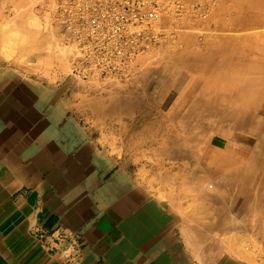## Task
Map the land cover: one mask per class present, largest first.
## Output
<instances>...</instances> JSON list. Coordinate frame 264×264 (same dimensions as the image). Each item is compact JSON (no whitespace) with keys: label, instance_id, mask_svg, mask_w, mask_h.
Segmentation results:
<instances>
[{"label":"crops","instance_id":"1","mask_svg":"<svg viewBox=\"0 0 264 264\" xmlns=\"http://www.w3.org/2000/svg\"><path fill=\"white\" fill-rule=\"evenodd\" d=\"M241 1L236 10L245 12L235 14L264 16V0ZM10 64L0 61V256L8 264H249L206 243L198 224L188 227V216L94 139L77 98L84 90L70 75L44 79ZM225 204L216 200V225L222 209L236 213Z\"/></svg>","mask_w":264,"mask_h":264},{"label":"rangeland","instance_id":"2","mask_svg":"<svg viewBox=\"0 0 264 264\" xmlns=\"http://www.w3.org/2000/svg\"><path fill=\"white\" fill-rule=\"evenodd\" d=\"M57 2L0 0V61L11 63L13 68L29 76L44 79L71 76V53L55 25ZM181 3L183 7L179 12L174 8L171 14L163 16L159 44L138 57L128 78L94 81L89 86L76 81L77 87L84 90L77 98L82 105L96 100L103 107L106 100L119 102L110 113L104 110L97 113L87 108L86 118L94 139L117 157L142 187L159 199L172 203L179 215L188 216L190 228L196 223L201 232L205 230L206 243L216 245L217 240L221 248L245 255L249 264H264V185L246 191L237 187L225 189L227 195L222 189L209 187V181L215 183V179H209L205 183L208 185H203V188L194 184L199 182L196 179L189 185H183L182 180L186 176L178 167L180 162H173L157 152L154 154L156 145L151 146L150 140H146V133L142 131L144 135H138L140 131L133 127V122L139 120V107H150L155 98L164 92L165 81L171 79L172 64L168 59L186 57L189 51L196 55L202 42L215 40L216 27H264V16L235 14L245 12L236 10L241 6L236 0H181ZM39 23L40 27L37 26ZM35 32L40 33L36 35ZM41 42L43 49L37 52ZM174 68L179 69V66ZM187 79L184 73L176 80L175 86L169 89L164 108L172 104ZM256 121L258 123L260 119L257 117ZM253 179L264 180V172L261 176L254 174ZM216 190L219 192L216 193ZM220 192H223L221 196ZM216 200L226 202L232 206L231 211L234 208L236 211L225 215V209H222L219 220L222 226L216 225Z\"/></svg>","mask_w":264,"mask_h":264},{"label":"bare ground","instance_id":"3","mask_svg":"<svg viewBox=\"0 0 264 264\" xmlns=\"http://www.w3.org/2000/svg\"><path fill=\"white\" fill-rule=\"evenodd\" d=\"M199 48L196 55L189 51L186 57L168 59L171 79L165 81L164 92L150 107H139V120L133 127L140 131L138 135L146 133L151 146L156 145L154 154L180 162L178 167L186 176L183 185L196 179L199 182L194 184L203 188L209 179H215V183L209 181V187L222 189L226 195L225 189L234 187L244 191L258 188L264 185L263 179H253L254 174L264 172V27H216L215 40H205ZM184 73L186 83L164 108L169 89ZM97 101L85 104L97 113H110L119 103L106 100L103 107Z\"/></svg>","mask_w":264,"mask_h":264},{"label":"built area","instance_id":"4","mask_svg":"<svg viewBox=\"0 0 264 264\" xmlns=\"http://www.w3.org/2000/svg\"><path fill=\"white\" fill-rule=\"evenodd\" d=\"M182 7L181 0H58L55 25L71 53V77L86 86L128 78L159 44L163 16Z\"/></svg>","mask_w":264,"mask_h":264},{"label":"water","instance_id":"5","mask_svg":"<svg viewBox=\"0 0 264 264\" xmlns=\"http://www.w3.org/2000/svg\"><path fill=\"white\" fill-rule=\"evenodd\" d=\"M0 264H8V263L0 256Z\"/></svg>","mask_w":264,"mask_h":264}]
</instances>
